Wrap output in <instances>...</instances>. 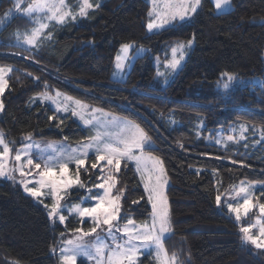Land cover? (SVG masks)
I'll return each mask as SVG.
<instances>
[{"label": "trees", "instance_id": "1", "mask_svg": "<svg viewBox=\"0 0 264 264\" xmlns=\"http://www.w3.org/2000/svg\"><path fill=\"white\" fill-rule=\"evenodd\" d=\"M12 2L0 0V14ZM232 4L231 10L217 13L211 0H202L191 20L150 32L148 0H105L78 22L51 25L30 48L4 39L19 16L0 34V65L12 67L0 112L6 139L19 146L27 133L68 143L91 135L73 116L61 118L48 105L31 104L33 96L53 89L139 124L152 138L153 154L164 161L173 229L164 245L183 264H264V249L254 252L244 244L240 224L215 200L241 180H264V141L255 149L215 144L233 123L264 128V0ZM192 39L194 47L183 67L162 86L154 58L167 59L173 43ZM131 42L149 51L136 58L124 80H114L115 55ZM224 73L231 74L234 83L250 76L261 82L225 91L220 87L227 79H222ZM53 115L57 119L49 121ZM93 160L91 155L89 169ZM98 174L90 169L81 170L80 176L93 186ZM117 178V187L124 188V216L147 221L151 206L133 165H122ZM76 192L71 200L79 202L85 191ZM81 226L91 228L92 223L76 216H69L66 225L52 223L45 208L19 184L0 180V264H60L54 247L67 230ZM138 264L156 261L145 254Z\"/></svg>", "mask_w": 264, "mask_h": 264}, {"label": "snow or ice", "instance_id": "2", "mask_svg": "<svg viewBox=\"0 0 264 264\" xmlns=\"http://www.w3.org/2000/svg\"><path fill=\"white\" fill-rule=\"evenodd\" d=\"M211 2L217 12L231 7L230 0H211ZM24 3L25 0H15V9L22 11L26 16H35V23L38 24L30 35L25 36L24 43L30 46H36L44 30L49 27V23L43 22L40 17L48 22L63 24L68 18L75 20L77 15L85 17L90 9L100 6L90 0H81L78 13L74 14L66 0H31L26 7H22ZM152 5L147 24L150 32L170 26L177 20L184 21L190 14L196 13L201 6V0H152ZM47 38L51 39L50 32ZM17 39L19 40V37ZM192 44L193 41L189 40L187 44H179L172 48V58L167 61L165 67L175 72L185 58V49L191 48ZM133 49L134 44L131 43L121 46L120 54L116 56V68L121 72ZM136 51L141 53L145 50L140 48ZM7 71L11 69L0 67V95H3L7 87L8 82L4 77ZM223 76L227 78L223 84V89L227 91L233 86L234 77L229 73H224ZM45 87L47 88V85ZM38 98L41 102L50 101L55 105L56 113H70L71 116L79 117L86 126L95 129L94 135L82 141L76 148L63 144L57 147L54 142L42 145L33 139L32 133H27L23 137L25 143L15 150L14 156L13 148L5 139V133L0 130V177L15 180L13 173L18 172L21 178H26L35 171V175L39 177L38 179L34 177L35 186L29 187L28 185L33 181L27 179H21L20 183L32 197L37 199L44 196L51 197V205L45 207L49 209L48 216L53 221L58 219L61 224L65 223L67 217L63 214L65 208L61 202L70 195L73 188L86 189L89 194L92 193V188L102 190V194L89 195L86 198L95 201L92 206L82 207L84 201H81V204L72 205L67 209L69 214L74 213L82 220L90 218L93 227L86 232L83 229H76L78 235L63 242V247L59 249L60 264H77L80 257L94 261L95 264H137L143 249H154L159 264H183L176 253L170 255L164 247L165 239L173 231L165 193L168 176L164 161L153 154V141L145 129L134 121L105 112L102 108H91L84 102L59 91H56L55 95L44 91ZM3 108L4 104L0 101V110ZM85 113H88L87 118ZM48 119L53 121L57 117L53 115ZM62 123L63 119L60 120V124ZM247 131L248 128L242 125L238 139L234 135H228L226 139L217 138L215 144L222 145L226 149L228 142L238 143L239 140L246 139L243 133ZM259 131L260 139L264 141V128ZM197 135L199 136L200 133L197 132ZM90 153L94 155L90 169L99 172L96 177L98 182L92 188H88L80 176L81 170L90 173L87 163ZM10 161H14L11 168L8 166ZM129 163L135 165V171L139 174L147 194V202L151 205L150 222L137 224L134 219L127 218L121 227L119 220L124 188L117 187L119 182L117 174L120 173L122 165L127 167ZM70 164L75 165L74 170L70 169ZM254 184L255 182L242 181L240 187L234 189L236 196L242 197V202L235 205L227 202L229 212L235 213L237 221L241 219V209L244 215H247L252 208L257 207L253 201L258 200V197H255L251 191ZM261 195L264 196V193ZM215 200L217 205H220L221 194H217ZM41 202L43 203L42 200ZM132 203L137 204L139 201L134 200ZM258 208L260 217L256 224L241 227L240 231L243 233L245 243H250L256 249H264V203H259ZM257 226H259L258 233L253 234L252 229ZM98 229L106 233L111 239V244L99 234L91 242L85 239L96 234ZM117 234H120L119 238Z\"/></svg>", "mask_w": 264, "mask_h": 264}, {"label": "rangeland", "instance_id": "3", "mask_svg": "<svg viewBox=\"0 0 264 264\" xmlns=\"http://www.w3.org/2000/svg\"><path fill=\"white\" fill-rule=\"evenodd\" d=\"M12 1H13L12 4H11V5H10V6H9V7H8V8L2 13V14H0V34H1L2 31L6 28V26L9 24V22H11V21L13 20L14 17L19 16L18 20L14 22V25H13V27H12V30H10V31H8V32L6 33V35H5L6 37H4V39H7V40H9L10 42H12V43H14V44H17V45H21V46H25V47H29V48H30V47H32V46H30V45H28V44H25V43H24V39H25V36L31 34L32 30H33L35 27H38V24L35 23L36 17H35V16L29 17V16H26L22 11H17V10L15 9V7H14V5H15V0H12ZM104 1H105V0H90V2H92L93 4H101V3H103ZM148 1L150 2V5H151V7H150V11H151L152 8H153L152 0H148ZM30 2H31V0H25V3L22 5V7H26V6H27V3H30ZM66 3L69 4V6H70V8H71V10H72V12H73L74 14H75V13H78V10H79V4L81 3V0H66ZM230 5H231L230 9H226V10H224V11H228V10H231V9L233 8L232 0H230ZM201 6H202V4H201ZM200 8H201V7H200ZM200 8H199V9H200ZM90 10H91V9H90ZM214 11L217 12V10H216L215 8H214ZM224 11H220V12H224ZM220 12H217V13H220ZM194 14H195V13L190 14L189 17L186 18L184 21H178V20H177V21L173 22L172 25H175V24H177V23H185L187 20H191V18H192V16H193ZM82 18H84V17H80V16L77 15V18H76L75 20H73V19H71V18H68V19H66L65 22H68V21L78 22V21H80ZM40 19L43 20V22H47V23H49V27H50L51 25H53V24H57V23H55L54 21H53V22H48V21H46L43 17H40ZM65 22H64V23H65ZM148 22H149V19H148ZM147 24H148V23H147ZM49 27H48V28H49ZM166 27H167V26H166ZM47 30H48V29H45V30H44V33L41 35L40 39L43 38V37H45V34L47 33ZM153 31H155V30H153ZM153 31H151V32H153ZM17 37H19V40L17 39ZM188 41H189V40H187V41H180V42H175V43H173V44L171 45L170 49L166 52V54H168V58H167V59H163V58H161V56H156V57L154 58L153 63H154V65H155V67H156V76H157V79H158V80L160 81V83L162 84V86H166L167 84H169V83L172 81V79L174 78V76H175V75L179 72V70L183 67L184 63L186 62V60H187L189 54L191 53V51H192V49H193V47H194V43H195V41L192 39L193 44H192L191 48L185 49V58H184L183 61H181V66H180L175 72H172L170 69H168V68L165 67V64L167 63V61L171 60V58H172V48L177 47L179 44H187ZM38 43H39V42H38ZM38 43H37V44H38ZM131 44H134V49H133V51L130 52V54H129V59H128V61L126 62V64H125V68L123 69L122 72L116 68V56H117L118 54H120V49H121V46H122L123 44L119 47V49H118V51H117V53H116V55H115L114 65H113V69H112V72H111L112 78H113L114 80H124V79L126 78L127 74L129 73V71L131 70L132 65H133V63L135 62L136 58H137L138 56H141V55L146 54V53L149 51V49H148L146 46L137 45V44L134 43V42H131ZM140 48H143L145 51H143V52H141V53H137L136 50H137V49H140ZM0 67H4L5 69H11V70H12V67H11V66H8V65H5V66L0 65ZM10 73H11V71H7V72L4 73V77H5V79L7 80V82H8V77H9ZM161 74H163V75H161ZM223 78H224V76L222 77V79H223ZM226 80H227V79H224V80L222 81V83L220 84V87L223 88V84L226 82ZM238 80H239V81H237L236 83L233 82V86H232V87H235L237 84L246 85V84H248V83H250V82H254V83H259V82H261V78L258 77V76L242 77V78H238ZM234 81H235V80H234ZM241 82H243V83H241ZM5 89H6V88H5ZM45 91H48V92H49L50 94H52V95H55V92H56V91H59V92L65 94V95H67V96H70V95L67 94L66 92L61 91V90H58V89L45 90ZM42 92H44V91H42ZM42 92H40V93H38L37 95H35V96L32 97V99H31V104L33 105V104H36V103H42V104H44V105H48V106L52 107L53 109H55V105L51 104L50 101H43V102H41V100H40L38 97H39V95H40ZM71 97H73V96H71ZM73 98H74V99H77V98H75V97H73ZM78 100H80V99H78ZM0 101H2V95H0ZM80 101H81V100H80ZM82 102H84V101H82ZM84 103L87 104V105H89L91 108H98V107L93 106L92 104H89V103H87V102H84ZM0 112H1V110H0ZM105 112H107V111H105ZM110 113H111V112H110ZM112 114H113V113H112ZM57 115L60 116L61 118H66V117L70 116V113H57ZM87 115H88V113H85L86 118H87ZM114 115H116V114H114ZM116 116H118V117H123V116H119V115H116ZM73 118H74V119H75V120H76V121H77L82 127L86 128V129H88V130H90L91 135H94V133H95V129H93V128L89 127V126H86V125L84 124V122H83L79 117H74V116H73ZM123 118H125V117H123ZM127 119H128V118H127ZM128 120H129V119H128ZM131 121H132V120H131ZM239 124H241V126L243 125V126H246V127L248 128V131L243 133V135L246 137V139L239 140V142H238L239 145H240V144H244V148H245V149H255V148L259 147V146L261 145V143H262V140L260 139V131H259V130H260L262 127H260V126H254V125H252V124H248V123H239ZM236 125H237V124L233 123V124H231L230 126H228V127H227V131H228L229 134H224V135H222V136H220V137H223V138L226 139V137H227L228 135H234V136L237 137V139H238L239 136L241 135V126H237V127H235ZM249 126H254V127H256V128H254V131H251V130H249ZM234 132H235V133H234ZM91 135H90V136H91ZM220 137H219V138H220ZM5 139H6V137H5ZM33 139H34L35 141H37V142H40L42 145H43V144H47V143H49V142H54V143L57 145V147H59L60 145L63 144V145L69 146L70 148H76V147H78V145L81 143V142H80V143H68L67 141H64V140H46V139L35 138V137H33ZM6 141H8V142L10 143V147L13 148V153H12L13 156H14V154H15V150L18 149V148H20V147H22V145H23V144H22V145H19V146H17V145H13L8 139H6ZM84 141H85V140H84ZM257 141H259V143H257ZM24 143H25V141H24ZM238 143H236V142H228V143H227V147H229V146H233V145L238 144ZM245 145H247V147H245ZM91 155H93V154L90 153L89 157H90ZM34 158H35V157H34ZM37 162H40V161H37ZM102 163H103V162H102ZM13 164H14V161H10L8 166L11 168V167L13 166ZM130 164H132L133 167H134V169H135V165H134L133 163H130ZM69 167H70V169H73V170H74L75 165H74V164H70ZM26 171H27V169H26ZM136 173H137V172H136ZM13 175H15V177H16L15 180H10V179H7V178H2V177H0V180H8V181H10V182H12V183L19 184V185L22 187V189L24 190V186L20 183V180H21V179H27V180H29V181H33V183H30V184L28 185L29 187H32V186H35V185H34V177H35V179H38V178H39L38 176L35 175V171H33V174H32L31 176H27L26 178H21V177L19 176V173H18V172H17V173H13ZM137 175H138V177H139V179H140V176H139L138 173H137ZM167 176H168V175H167ZM140 181H141V180H140ZM242 181L245 182V183L255 182L254 186L251 188V191L254 193L255 197H258V200H254V201H253V203L256 204L257 207L252 208V209L248 212V214H250L252 211H253V212L258 211V213H256L255 216H254L253 218H251V220H250L247 224H242V222L246 219V217H247L248 214H247V215H244V213H243V209H241V219H240L239 221L236 220V221L240 224V229H241V227H246V226H249V225L256 224L257 219L260 217L258 204H259V203H264V196L261 195V193H264V180H256V181L241 180V181H239V182L233 184V185L231 186V188H230V189H229L224 195H221V204L218 205L220 209L225 210L228 214L234 216V218L236 219V217H235V213L229 212V210H228V208H227V202H231V203H233L234 205L237 204V203H241V202H242V197L236 196V193L234 192V189H238V188L240 187ZM141 184H142V186H143V183H142V182H141ZM168 186H169V178H168V184H167V186H166V188H165L166 196H167V188H168ZM87 187H88V188H92V186H88V185H87ZM143 188H144V187H143ZM77 190H84V191H85V194H83V195L81 196V197H82V198H81V201H84L82 204H81V201L78 202V201H73V200H71V198L74 197V196L78 193V192H76V193L73 194V191H77ZM24 191H25V190H24ZM95 191H97V193H95ZM25 192H26V191H25ZM26 193L29 194L28 192H26ZM97 194H102V190L92 188V193L89 194V193L87 192L86 189L73 188V189L71 190L70 195L66 196L65 200H63V201L61 202V203L64 205V208H65V211L63 212V214L67 217L65 223L62 224V225H66V224H67V220H68V217H69V216H76V217L80 218L79 216H77V215L74 214V213H73V214H69V212L67 211V209H69L72 205H75V204H81L82 207H90V206H92V204H93L95 201H93V200H91V199H86V198L89 197V195L94 196V195H97ZM29 195H30V194H29ZM30 196H31V195H30ZM146 196H147V194H146ZM234 197H235V198H234ZM33 199H34L35 201L39 202V203L45 208V210H46L47 213H48L49 209L46 208L45 205H51V203H52V199H51L50 196H44V197H41L40 199H37V198L33 197ZM167 199H168V197H167ZM41 200L43 201V203L41 202ZM87 202H90L91 204L87 205ZM168 205H169V202H168ZM150 206H151V205H150ZM169 210H170V208H169ZM124 215H125V214L122 212V203H121V212H120V220H119V225H120L121 227H122L123 224L126 222V219H127V218H132V219H134V218H133L132 216H130V215H127V216H124ZM80 219H81V218H80ZM50 220L52 221V223H55V222L57 223V222H59L58 219L55 220V221H53V219L50 218ZM81 220H82V219H81ZM84 220H89V221L92 223V226H91V227H93V222H92V220H91L90 218H84L83 221H84ZM134 220H135V219H134ZM135 221L137 222V224L143 223V222H140V221H137V220H135ZM144 222H150V218H149L147 221H144ZM59 223H60V222H59ZM258 227H259V226H257L256 228H253V229H252L253 234L258 233ZM77 229H83V231L86 232V231H88L90 228H85V227L81 226L80 228H77ZM97 234H99V235H101V236H104L105 239H106V242L109 243V244H111V239L108 238V237L106 236V233H105V232H102L100 229L97 230V233H96V234H93V235L90 236V237H86L85 239L88 240L89 242H91L92 240L95 239V236H96ZM77 235H78V233L75 232V230H67L64 239L61 240L60 242H58L57 245L54 247L55 251H53V252L58 256V258H59V255H60L59 249H60L61 247H63V242H64L65 240H68V239H73V238H74L75 236H77ZM119 235H120V234H117L118 238H119ZM242 235H243V233H242ZM168 236H169V235H168ZM243 242H244V241H243ZM244 244H246V245H247L251 250H253L254 252L256 251L255 246L251 245L250 243H245V242H244ZM164 247H165V245H164ZM165 248H166V247H165ZM259 250H262V249H259ZM145 254H151V255L154 257V259H155V261H156V264H159V262H158V260H157V258H156V252H155L154 249H143V250H142V254H140L139 257H138V259H137V264H138L140 258H141L143 255H145ZM80 261H85V262H87L88 264H95L94 261H89V260H87L86 258H83V257L78 258L77 264H78V262H80Z\"/></svg>", "mask_w": 264, "mask_h": 264}, {"label": "crops", "instance_id": "4", "mask_svg": "<svg viewBox=\"0 0 264 264\" xmlns=\"http://www.w3.org/2000/svg\"><path fill=\"white\" fill-rule=\"evenodd\" d=\"M149 3H150V2H149ZM201 4H202V0H201ZM150 6H151V5H150ZM200 7H201V6H200ZM200 7H199V8H200ZM199 8L197 9V11L199 10ZM149 19H150V17H149ZM160 30H161V29H160ZM155 31H158V30H155Z\"/></svg>", "mask_w": 264, "mask_h": 264}]
</instances>
